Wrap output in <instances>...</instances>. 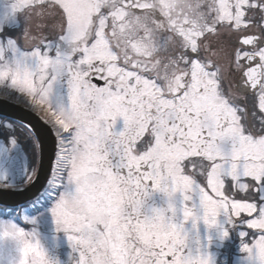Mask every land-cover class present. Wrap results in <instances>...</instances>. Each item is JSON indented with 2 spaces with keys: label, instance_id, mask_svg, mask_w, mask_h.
I'll use <instances>...</instances> for the list:
<instances>
[{
  "label": "snow or ice",
  "instance_id": "6c2138e0",
  "mask_svg": "<svg viewBox=\"0 0 264 264\" xmlns=\"http://www.w3.org/2000/svg\"><path fill=\"white\" fill-rule=\"evenodd\" d=\"M17 12L26 51L0 46V101L42 113L54 132L51 213L75 264H210L178 212L255 230L240 232L242 251L264 264V0H15ZM63 76L68 105L54 107ZM11 162L0 150V168ZM5 179L0 199L15 194ZM154 193L166 208L146 210ZM5 241L17 253L7 264H59L35 231L0 224Z\"/></svg>",
  "mask_w": 264,
  "mask_h": 264
},
{
  "label": "rangeland",
  "instance_id": "374dc122",
  "mask_svg": "<svg viewBox=\"0 0 264 264\" xmlns=\"http://www.w3.org/2000/svg\"><path fill=\"white\" fill-rule=\"evenodd\" d=\"M14 2L15 0H0V21L5 20L6 18L9 21L8 23H5L3 32H0V46L6 47L7 39L12 38L16 40L18 49L23 52L26 50L21 37L27 26L26 17L23 12H17L14 15L11 14V6ZM12 56L13 53L10 50L5 51L6 59L10 60ZM0 63H3V61H0ZM68 91V78L66 76L60 77L56 81L53 89L52 102L54 107L61 104L65 108L67 107ZM4 124L7 125V127H11L12 123L6 121ZM11 140L12 138L10 137V143L8 145L0 141V150L8 149L12 160L11 164L4 168H0V175H4L5 178L7 176L8 179V181H3V183H6L8 186L16 184L18 181H14V179L18 176L22 175L23 177H26L30 169L25 160L24 154L18 148L17 144H15V146L11 144ZM179 197V193H177L175 196V202L178 208L180 207V202L177 201ZM56 202L57 198L52 205L42 209L38 214L35 213L33 216H28V214H26V205L20 206L14 210L15 214H18L19 222H15L14 219H9L10 221L4 220L1 217L0 224L15 223L19 228L26 232L35 231L36 238L40 241L48 256L53 261H58L59 264H75L78 253L73 251L72 245L67 238V234L63 230H57V225L55 224L54 217L51 213V209L55 206ZM151 207L166 208L167 198L164 197L162 193H154L145 206L146 210ZM194 211L198 216H202L203 214L202 209L198 204ZM167 215H171V213H167ZM25 217L27 218V221L25 220ZM198 221L199 222L195 223V226H193L192 220L183 221L182 213L180 212H178L177 216L174 218V222L177 224L183 222L184 230L187 233L186 244L188 245V248L193 251L199 248L201 254L210 255V264H216L214 258L215 256L217 257V253L210 248L214 244H219L224 237L222 221H217V224L211 227L205 224L202 219ZM0 252H3L5 257H7L9 253L12 257L17 256L15 250H0ZM7 262L4 260L3 262H0V264H7Z\"/></svg>",
  "mask_w": 264,
  "mask_h": 264
},
{
  "label": "water",
  "instance_id": "95a60500",
  "mask_svg": "<svg viewBox=\"0 0 264 264\" xmlns=\"http://www.w3.org/2000/svg\"><path fill=\"white\" fill-rule=\"evenodd\" d=\"M0 115L12 117L28 125L40 141L38 146V178L34 182L19 188H8L7 191H14L15 194L0 199L1 204L18 205L38 194L47 181L55 151V136L51 127L40 118L34 111L12 101H0ZM5 190L0 188V191Z\"/></svg>",
  "mask_w": 264,
  "mask_h": 264
},
{
  "label": "trees",
  "instance_id": "16d2710c",
  "mask_svg": "<svg viewBox=\"0 0 264 264\" xmlns=\"http://www.w3.org/2000/svg\"><path fill=\"white\" fill-rule=\"evenodd\" d=\"M11 120L9 118L0 116V138L4 141L6 145L10 143L9 139L10 137L15 139L16 143L18 144L19 148H21L26 155H28V166H29V172L26 177L18 176L17 178L14 179V181H18L15 185H18L19 183H23L28 180L29 174L34 172V165L36 161V145H35V139L33 138V135L31 132L26 131L27 128L23 125L20 124L16 121L11 122V127H7V125H4V121ZM23 177V178H22ZM5 181H8L7 176ZM56 194L49 195L48 194V185L42 191L41 194H39L37 197L32 199L31 201L27 202L26 204L29 206L27 209V214H31L33 212L40 211L47 207L50 204V201L54 198ZM25 205V204H24ZM6 207L0 206V214L3 216H7L11 214L15 220L18 219V216H14L13 213V208L8 209L7 212L4 210Z\"/></svg>",
  "mask_w": 264,
  "mask_h": 264
},
{
  "label": "flooded vegetation",
  "instance_id": "af4514ba",
  "mask_svg": "<svg viewBox=\"0 0 264 264\" xmlns=\"http://www.w3.org/2000/svg\"><path fill=\"white\" fill-rule=\"evenodd\" d=\"M122 120L118 119L117 121V129L119 130L120 128H122ZM223 215V214H222ZM224 216V215H223ZM199 221H197L196 223H198ZM239 230H242V231H245V230H248V232L250 233L249 237L246 238L248 241H251L252 239V235L255 233V230H250V229H247L246 227L244 228L243 226H237ZM233 229L234 231L236 230V226L234 227L233 226ZM222 230L223 232L224 231H228V235L227 236H224L222 238V245H223V248L225 249V252H226V258H225V261L227 264H229V257L231 256L232 257V261L234 262V264H245L246 261H245V256L246 254L240 250H233L232 254L230 253V245L233 244L235 247L238 246V247H241L242 248V237L240 236V233L238 235H234V236H231V233H230V225H226V220H225V223H222ZM247 242V241H245ZM207 256H209L207 254Z\"/></svg>",
  "mask_w": 264,
  "mask_h": 264
},
{
  "label": "clouds",
  "instance_id": "9594fccd",
  "mask_svg": "<svg viewBox=\"0 0 264 264\" xmlns=\"http://www.w3.org/2000/svg\"><path fill=\"white\" fill-rule=\"evenodd\" d=\"M0 250L3 251H8V250H15V245L11 242V241H5V242H0ZM12 256L9 255L7 257H5V262L8 261V259H10Z\"/></svg>",
  "mask_w": 264,
  "mask_h": 264
}]
</instances>
